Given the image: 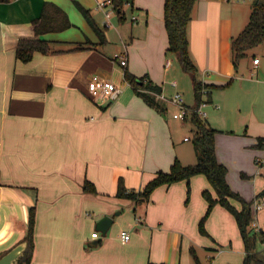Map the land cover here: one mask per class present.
Listing matches in <instances>:
<instances>
[{
	"label": "crops",
	"instance_id": "crops-1",
	"mask_svg": "<svg viewBox=\"0 0 264 264\" xmlns=\"http://www.w3.org/2000/svg\"><path fill=\"white\" fill-rule=\"evenodd\" d=\"M77 1L90 10L105 42L74 0L0 2V257L24 241L34 208L30 264H198L193 251L200 264H245L244 240L225 207L217 204L210 213V235L199 231L208 208L203 191L217 196L205 174L160 185L139 204L117 196L121 178L129 189L140 190L176 159L182 164L197 160V149L184 150L175 141L177 129L188 124L174 117L178 106L159 97L160 107L152 106L125 80V71L144 76L167 96L182 91L185 103L195 105L192 75L168 51L165 0H125L123 18L114 12L106 16L110 5L100 3L108 0ZM46 2L60 7L73 25L46 32L44 39L57 47L92 46L36 51L24 62L16 56L17 43L34 36V22ZM249 4L197 0L188 36L199 79L209 86L203 109L209 103L221 108L222 103L230 116L231 106L246 105L245 114H232L241 127L217 128L205 118L217 129L216 152L228 167L229 184L254 200V225L264 231V168L260 171L256 163L264 155V105L257 110L258 75L264 69L260 55L252 52L256 77H239L232 57V38L243 30L252 11ZM118 54L126 56V65ZM93 74L114 81L119 95L91 94ZM86 183L95 189L86 190ZM233 203L241 207L239 201ZM105 215L114 217V223L103 235L96 223ZM122 229L130 231L129 241L121 239ZM95 231L97 237L92 236Z\"/></svg>",
	"mask_w": 264,
	"mask_h": 264
},
{
	"label": "trees",
	"instance_id": "trees-1",
	"mask_svg": "<svg viewBox=\"0 0 264 264\" xmlns=\"http://www.w3.org/2000/svg\"><path fill=\"white\" fill-rule=\"evenodd\" d=\"M12 0H0V2H11ZM86 16L88 21L101 37L102 42L106 41L104 31L96 23L89 9L81 6L75 0ZM113 7L118 15L124 17L125 0H112ZM197 0H165L164 22L168 34V51L175 53L183 69L190 73L193 78L195 91V105L190 106L193 110L187 117L195 132L194 141L197 149V161L194 164H182L176 159L168 171L159 170L156 176L151 179L142 189H129L123 179L119 180L117 196L130 198L136 203H142L148 200L154 189L163 184H171L179 180H187L195 174H205L217 193L215 197L211 191L204 190L203 196L208 201V208L199 222V231L201 234L210 235L206 228V221L212 212L214 206L222 205L229 210L238 223L242 238L245 243L247 252L245 264H251L254 260L256 264H264L259 257L257 242L260 240L264 243V231L257 230L254 225L255 215L253 211L254 200H247L239 191L231 187L228 182V167L218 159L216 152V133L217 129L212 127L207 119L200 115L197 111L199 106L206 102L208 85L202 83L199 79L198 69L194 63L189 49L188 25L192 19V11ZM73 25L68 15L55 3L46 2L41 17L34 22V36L20 38L16 46V56L24 61H30L36 51L42 53H57L64 51L82 50L92 46L91 43H77L72 46L57 47L54 43L44 39L41 35L49 31H60ZM264 44V2L254 1L249 21L243 30L232 38V57L236 67L242 58L247 57L250 53L260 45ZM146 77H138L129 71H125V80L134 89V91L142 95L148 104L160 107L157 99V93L162 92L159 85L146 81ZM229 84V83H228ZM227 84V85H228ZM226 85H223L225 87ZM149 91L150 93H147ZM86 190H94V186L89 183L85 184ZM188 197L190 196V187L188 189ZM233 200L239 201L241 207L238 208ZM34 224L35 209L30 211L29 229L24 241L28 242V246L24 255L16 264H30L34 251ZM193 255L198 264L199 258L195 251ZM149 264H168L154 263Z\"/></svg>",
	"mask_w": 264,
	"mask_h": 264
},
{
	"label": "rangeland",
	"instance_id": "rangeland-1",
	"mask_svg": "<svg viewBox=\"0 0 264 264\" xmlns=\"http://www.w3.org/2000/svg\"><path fill=\"white\" fill-rule=\"evenodd\" d=\"M246 2L250 3L251 5L254 3L253 0H246ZM75 3H76V1H75ZM76 5H77V3H76ZM250 14H251V12H249V14L247 15V17L245 19V23H244L242 28H244L247 25L249 18H250ZM116 15H118V13L114 9L113 16L115 17ZM252 52H257V54L260 55L261 60H262V67L264 69V44L255 48ZM251 59H252V55H250L249 57L242 58L240 60L239 66H238L239 67L238 68V76L239 77H247V76H250L251 74L254 77H256V73H255L256 71L254 69L252 70V68H254V67L252 64H250ZM258 78H259V80H262L261 84L258 85L259 95H261L258 102H257V107H258L257 110L259 111L262 108V106L264 105V75H258ZM180 92L183 94L182 91H180ZM219 104L221 105V108H217L215 106V104L209 103L208 106H205V108L203 109V111L208 110L207 111L208 114L205 117L208 118L210 124L213 126H216L217 128H223V129H228V128L234 129L237 127H241L239 125L238 120L236 119L235 115L233 116L232 114H237V115L245 114V112L247 110L245 103H243V105L241 107H237L235 109L233 108L234 106H231L230 116H229V114H227V112H225V106L222 103H219ZM233 110H235V113H232ZM173 111H174V108L170 107L169 114L171 116L173 115ZM175 121H181V120L175 119ZM183 121L187 122L188 120L186 119ZM186 126H187V128L184 127L182 129L181 128L177 129L176 134H175V141L177 144H179V146L182 145V148L184 150L188 149L189 147H191L192 149L193 148L196 149L197 146H196V143L194 141L195 132L191 129V125H190L189 121H188V124ZM186 135L188 136L190 141H184L183 140V138H184L183 136H186ZM180 138L182 140H179ZM260 243H261L260 241L257 242V248L259 251H260V247H261ZM259 257L262 258L263 256H260V254H259ZM204 263L209 264V261H206ZM251 264H256V263L253 260L251 262Z\"/></svg>",
	"mask_w": 264,
	"mask_h": 264
},
{
	"label": "built area",
	"instance_id": "built-area-1",
	"mask_svg": "<svg viewBox=\"0 0 264 264\" xmlns=\"http://www.w3.org/2000/svg\"><path fill=\"white\" fill-rule=\"evenodd\" d=\"M100 5H102V6L110 5V8L106 9V16L109 18L111 16V14L114 12L113 1L108 0L107 2L100 3ZM118 56L121 57V61H120L121 64L126 65L127 64L126 56L122 55V54H118ZM259 61H260L259 57L254 58L255 63H258ZM173 85H176L175 81L173 82ZM88 86H89V91L94 96L105 97V98H109V99H115L121 91V88L118 87L114 81H112L110 79H103L98 74L92 75ZM204 92H206V91L204 90ZM157 96L161 99L171 101L173 104L178 106L177 112L174 113L175 118L186 120L187 117L190 115V113L193 110L190 106H188L185 103L183 94L179 91H176L170 97L167 96L163 91L160 93H157ZM205 104H206V102L202 103L199 106V108H197L198 113L200 115H202L203 117L206 116V112L203 111V107ZM256 163L259 167V170L261 171L264 168V155L258 156L256 158ZM255 205L258 208L262 206V204L258 203V202H255ZM139 220H140V217H136V221H139ZM98 234H99V232L95 231V232H93L92 236L97 237ZM120 237L123 241H129L131 238L130 231H128L126 229H122L120 231Z\"/></svg>",
	"mask_w": 264,
	"mask_h": 264
},
{
	"label": "water",
	"instance_id": "water-1",
	"mask_svg": "<svg viewBox=\"0 0 264 264\" xmlns=\"http://www.w3.org/2000/svg\"><path fill=\"white\" fill-rule=\"evenodd\" d=\"M114 223V217L105 215L96 223V228L103 234L106 235L110 227ZM28 246L27 241H22L17 246L12 248L2 257H0V264H16L19 262L21 257L24 255L25 250Z\"/></svg>",
	"mask_w": 264,
	"mask_h": 264
}]
</instances>
